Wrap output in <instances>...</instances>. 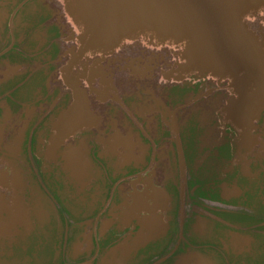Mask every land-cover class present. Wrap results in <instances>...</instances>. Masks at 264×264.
<instances>
[{"label": "flooded vegetation", "instance_id": "flooded-vegetation-1", "mask_svg": "<svg viewBox=\"0 0 264 264\" xmlns=\"http://www.w3.org/2000/svg\"><path fill=\"white\" fill-rule=\"evenodd\" d=\"M58 4L0 0V264H264V103Z\"/></svg>", "mask_w": 264, "mask_h": 264}, {"label": "water", "instance_id": "water-1", "mask_svg": "<svg viewBox=\"0 0 264 264\" xmlns=\"http://www.w3.org/2000/svg\"><path fill=\"white\" fill-rule=\"evenodd\" d=\"M56 1L86 46L166 50L185 69L229 77L240 119L264 103V0Z\"/></svg>", "mask_w": 264, "mask_h": 264}, {"label": "bare ground", "instance_id": "bare-ground-1", "mask_svg": "<svg viewBox=\"0 0 264 264\" xmlns=\"http://www.w3.org/2000/svg\"><path fill=\"white\" fill-rule=\"evenodd\" d=\"M157 50V49H156Z\"/></svg>", "mask_w": 264, "mask_h": 264}]
</instances>
